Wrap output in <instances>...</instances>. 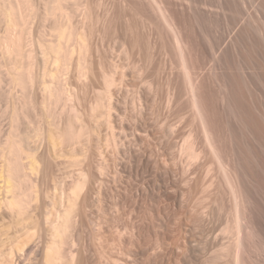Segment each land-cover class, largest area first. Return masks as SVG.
<instances>
[{
	"label": "rangeland",
	"instance_id": "obj_1",
	"mask_svg": "<svg viewBox=\"0 0 264 264\" xmlns=\"http://www.w3.org/2000/svg\"><path fill=\"white\" fill-rule=\"evenodd\" d=\"M160 1L187 38V66L199 98L204 99L199 104L207 105L203 106L208 111L203 110L205 117L209 115L207 126H216L218 134L210 132L220 135L213 134V141L225 144L222 149L217 140L216 148L233 151L231 158L220 151L219 159L229 158V165L225 164L234 168L244 194L251 198L248 213L254 233L245 242L244 264H264V250L259 249L264 248V116L260 117V112L264 114V0ZM35 2L42 6L41 1ZM75 2L82 5L81 13L86 12L77 11L72 20L89 37V71L76 79L73 62L59 73L66 89L79 99L67 97L54 128L65 129L71 119L69 106L74 104L81 121L91 128L80 138L91 157H84L85 149L78 142L75 151L67 142L57 150L47 144L45 150L44 139L31 138L48 126L40 110L48 85V77L47 83L42 81L40 46L54 39L52 20L30 16L27 30L18 32L12 17V41L19 51L31 50L37 61V106L29 119L22 120L21 130L30 135L28 144L37 150L26 146L32 152L42 149L46 163L39 197L23 219L14 225L5 215L4 223L10 226L0 234V257L21 242L24 249L13 252V264H46L44 253L51 245L56 264H235L233 246L239 232L232 226L234 197L219 163L223 159L216 158L207 145L190 104L185 67L172 33L148 0H65L64 5L71 8ZM256 24L263 28L260 34L252 27ZM6 30L1 21L0 34ZM47 66L52 70L54 65ZM104 72L114 79L109 93L106 88L116 108L109 107L110 116L107 111L114 126L106 122L104 110H90L98 92L105 91ZM4 78L0 90L8 97L0 100V138L12 125L11 114L4 110L6 102L21 96L20 89L11 88ZM218 85L227 88L223 91ZM221 91H229L233 112L221 101ZM81 121H74L77 130ZM120 127L130 133H121ZM188 136L198 152L195 159L182 150ZM99 165L103 170H98ZM79 169L86 178L79 176ZM78 179L90 181L72 192ZM227 226L230 229L225 231ZM70 252L73 260L68 258Z\"/></svg>",
	"mask_w": 264,
	"mask_h": 264
},
{
	"label": "bare ground",
	"instance_id": "obj_2",
	"mask_svg": "<svg viewBox=\"0 0 264 264\" xmlns=\"http://www.w3.org/2000/svg\"><path fill=\"white\" fill-rule=\"evenodd\" d=\"M40 1L42 3V6H40V3L38 6L37 5L38 3L36 4L35 0H0V22L2 21L7 25V30L5 31V33L3 34L2 32L3 35L0 34V58H1L0 67L4 66L6 68L5 71H3L4 70L3 68H2L3 70L0 69V81L2 78L6 77L8 84L10 85L11 88L18 87L21 91V96L18 98L12 99V101L9 103L6 102V105L7 104L8 105L4 109L6 112L8 111L11 114L12 125L7 135L4 136L3 138H0V182H2L1 188L3 189V193L0 196V234L6 233L7 228L10 226L4 223V218L6 214L11 217V220H10L11 224H14V225L19 224V222L23 219L28 209H30V207L32 206L33 201L38 199L39 193H40L39 190H40L41 179H42V175L45 170V163H46V155L41 153L42 149L41 150L38 149L39 151H36L37 147L34 145L36 147V148L34 147L36 150L35 152L34 151L32 152V150H30V147L32 146L28 144L30 142V135L27 132H24L21 130L22 120L27 119V118L29 119L30 115L35 111L36 106H37V103L34 98V87H35V83L37 79V74L35 72L34 66L36 65L37 61H36V58L32 56L33 54L29 53L31 52V50L30 51L28 50L29 52L27 50L19 51L20 49L17 47V44H15L12 41L11 32H10V25H11L12 17H15L17 20V23L14 25L17 26L15 30L18 32H24L25 30H27L26 23L29 22L27 21V19L30 16H31L30 19L32 18V16L37 15V16H40L42 20L44 19L52 20V32L54 35V39H49L48 41H44V43H42L40 46V48L42 49L41 51L43 55L42 63H43V68H44L42 81L44 84L48 82V85L46 84L43 90L40 110H41L42 115L45 116L46 118L45 121L48 126L46 129L44 128L42 130H36L34 135L31 136V138L44 139V145L42 147L44 148L47 146V144H51L53 147V150H57L58 148H61L64 145V143L67 142L69 143L72 151H75V148L73 147V145L76 142L81 143L80 138L82 137V135L85 134L87 136L89 134V131L91 130L89 124H87L84 121H81L80 116L78 114V109L75 108L74 104H71L70 106L68 105L69 110L71 111V119L67 122L65 129L63 131H60L58 130L57 126L54 128L55 119L66 108L67 97L68 99H70L72 96H74V98L79 99L78 94L73 93L69 88L68 90L66 89V87L63 85V80L59 73L60 72L63 73L64 72L63 70H67V68H69V66L73 62L75 64L76 71H77L76 79L79 80L81 77L86 76L89 71V62L87 60L89 51L91 49L89 37L80 29L78 24L74 23L72 20V16L77 11L78 12L80 11L81 13V10H84V9H82L83 7L80 3H76V2L72 4L71 8H69L67 7V5H64L65 0H39V2ZM148 3L153 8V10L157 12L159 17L163 21V23L166 25L168 30H170V32L172 33V36L175 40L176 47L180 53L182 63L185 67V75H186L185 78H186V83L188 86L187 89L189 90L188 92H190L189 93L190 100H191L190 104L192 105L195 115L197 116L199 120L200 129H201V132L203 134V137L207 145H209L210 149L215 154V157L219 159L220 151H223V150H219V148H216L217 144L214 142L215 141L217 142V140L218 141L220 140V139L215 140L216 138H220V135L215 136L216 134H218L216 133L217 128L215 129L216 131L214 130L216 126H213V129H210L211 127L210 128L208 127L209 121H206V117L209 115L205 117L208 111L207 109H204L207 107V105L205 107L204 105L205 103H202V105H200L201 103L199 104V102H201V100H204V99L202 98V96H201L202 99L199 98L201 94L198 93L199 91L198 92L196 91L197 86L195 84L196 83L195 78L193 77L192 73L190 72L187 66L186 56H185V50L188 46L187 38L182 36L181 29L178 26H176V21L174 20L175 18L171 16V14L168 13L167 10L163 7L162 1L148 0ZM83 13L86 14V12L82 11L81 14ZM252 27H254V29L257 30V34L263 31V30L261 31V29H263L261 28L262 26L259 27L258 25L257 27V24L252 25ZM262 35L264 38V34ZM257 36L259 38V35ZM260 39L262 40L261 37ZM49 62H52V64L54 65L52 70L49 69L47 66ZM261 66L258 65V67H261ZM46 77H48L47 82L45 81ZM102 78H103L104 85L106 86L105 91L98 92L99 93L98 98L96 101H94L95 104L94 103H92L93 105L90 104V110L93 113L96 112L95 110H97L98 112V109L99 111L104 110V113L101 111L102 112L101 114L105 116V113H106V117H107V118L105 117L107 119L106 122L110 123L111 125V122H110L111 119H108V117L110 116L109 114L111 113L109 112V110L111 109L112 106L113 108L115 107H114V104L112 105L111 103L112 102L111 97L109 99V95L107 94L110 91V85L112 86L114 83V79L110 73H106V72L103 73ZM222 84L223 83H221L220 86H222ZM225 85L223 87H225ZM262 85L264 84L262 83ZM220 86L218 85L219 89L221 88ZM108 87H109V90L107 91L108 93H106V88ZM223 87L221 89H223ZM225 90L226 89H223V91ZM223 91L220 92L222 94L219 93L221 95V97L220 96L219 97L222 99L221 101L223 102L225 101L227 103L229 112H233L231 110H234L233 108L235 107L234 105L233 107L230 105L231 99L227 98L229 97V94H228L229 91L227 93L228 95L226 93H223ZM3 92L1 89L0 90V100L1 101H2V97L5 96L4 94H6V92L4 93ZM198 98L200 99V101ZM222 103L221 105H223ZM79 104H82L81 101ZM200 106L202 108L204 106V108L201 109ZM227 106H226V109H227ZM45 110L47 113L45 112ZM203 110H206L207 112L204 111L203 113ZM107 111L109 112L108 113L109 116L107 115ZM261 116H264V114L261 115V112H260V117ZM126 118H127V114H126ZM126 118L124 120H127L129 117L127 119ZM74 121H77V122L81 121V123L79 124L78 130L74 127ZM263 121H264V117L261 122L264 124ZM240 123L242 124L243 121ZM215 124H210V125H215ZM111 126H114V125H111ZM127 126H128L127 128H129V125ZM242 127L244 126L242 125ZM123 128H121L122 129L121 133L124 132L125 135L130 133L129 131H127L128 133L126 134L125 129ZM110 129L114 131L113 129L115 128L113 127L112 129L111 127L109 128V130ZM209 129L212 132L216 133V134L213 133L214 137H216L214 139L215 141H213L212 139L213 134L212 132H210ZM112 131H111L112 136L110 135L111 136L110 139L116 146L117 139L115 138L116 136L114 137L115 132L113 133ZM124 134H122V136ZM125 135L123 137H125ZM251 136H254V135H251ZM260 140H262V138H260ZM220 143H221V140H220ZM27 144L28 146H30L29 148L26 146ZM81 145L84 147L83 150L85 149L84 151L86 152L84 154V157L88 156V158L87 157L85 158H87V160L90 159L89 158L91 157L89 156L90 152L88 153V151L86 150L87 146L85 148L83 143H81ZM220 145L222 146V149H223V146L225 144L223 145L221 143ZM46 149L47 147L45 148V150ZM182 150L187 155V157L190 159H195L198 156V152L195 148V144L193 140H191L190 136H188V139L185 140L182 146ZM217 150H219V152ZM226 151L227 150H224L223 152L225 153L222 152V154L225 155L227 153ZM229 151L228 153L230 154V158H231V153L233 154V151L232 150L230 152ZM36 152H38V154ZM222 159L223 161H219V163L221 164L222 169L224 170L225 176L228 179V182H229V185L231 187V191L234 197L235 218L233 220L232 226L239 232V236H237V238L235 239V243L233 246L235 248L233 250L235 264H244L245 258H246L245 242L248 243L249 240L252 239L253 237L252 234L254 233L251 228L252 224L249 222L250 212L248 210L249 204H251L252 202H250L251 198L249 199V197H247L248 195L246 194L247 195L246 196L244 194V190L241 188L239 179L237 175H235L236 173H235L234 168L232 166L231 167L228 166L229 163L227 160H229V158L226 157L227 163L224 160L225 157H221L219 160H222ZM225 163L228 165H226ZM225 165L231 169L225 167ZM103 168L104 167L102 165L98 166L99 171L103 170ZM78 174L82 178H86L87 176V174L83 171V169H79ZM89 181L90 179L88 180L78 179L74 183L71 191L73 192L76 189H81L85 187L87 183H89ZM69 211L70 210H68V213ZM224 229L225 231H227L230 228L227 226ZM243 231H245V236L243 235ZM259 241L260 243L258 244L260 246L264 244V243L261 244L262 239ZM262 242H264V239ZM23 249H24L23 243L17 242L14 245L13 249L9 250L8 252H5L4 256L0 257V264H13L14 262L13 252L15 250H23ZM259 249L264 250V248L263 249L259 248ZM68 254H69L68 258L73 260L74 254H72L71 252ZM57 259L58 258L56 256L54 245L48 246L44 253L45 263L46 264H56ZM67 264H70V263H67Z\"/></svg>",
	"mask_w": 264,
	"mask_h": 264
}]
</instances>
